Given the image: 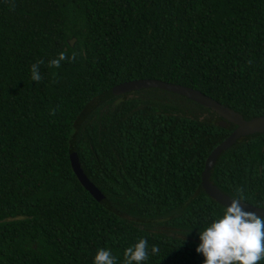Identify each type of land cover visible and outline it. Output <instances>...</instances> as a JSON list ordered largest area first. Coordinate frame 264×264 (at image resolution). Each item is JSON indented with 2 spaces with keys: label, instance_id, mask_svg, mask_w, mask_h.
<instances>
[{
  "label": "trees",
  "instance_id": "16d2710c",
  "mask_svg": "<svg viewBox=\"0 0 264 264\" xmlns=\"http://www.w3.org/2000/svg\"><path fill=\"white\" fill-rule=\"evenodd\" d=\"M136 79L264 115V0H0V264L122 259L139 238L160 248L148 264H202L198 228L223 206L202 172L235 125L156 88L112 95ZM210 179L264 208V133L224 151Z\"/></svg>",
  "mask_w": 264,
  "mask_h": 264
},
{
  "label": "clouds",
  "instance_id": "9594fccd",
  "mask_svg": "<svg viewBox=\"0 0 264 264\" xmlns=\"http://www.w3.org/2000/svg\"><path fill=\"white\" fill-rule=\"evenodd\" d=\"M69 57L62 51L48 62L51 68H59ZM75 60L76 56L70 58ZM31 65L30 79L39 83L42 79L41 64ZM242 194L229 197V203L219 212L205 218L197 231L198 243L194 251L202 256V264H261L264 262V216L242 208ZM264 210V209H262ZM160 248L150 245L146 238H139L124 248L122 259L108 248H98L92 264H148L157 257Z\"/></svg>",
  "mask_w": 264,
  "mask_h": 264
},
{
  "label": "water",
  "instance_id": "95a60500",
  "mask_svg": "<svg viewBox=\"0 0 264 264\" xmlns=\"http://www.w3.org/2000/svg\"><path fill=\"white\" fill-rule=\"evenodd\" d=\"M76 38H72L68 41L70 46H73ZM156 88L162 91L171 92L179 96L185 97L192 100L205 108L210 109L222 120H220L219 125L223 128L228 125H235L232 132L220 142L208 155L205 167L202 172V185L207 192V194L213 198L215 201L221 205H227L229 203V195L222 192L216 185H214L210 179L211 170L221 154L227 149L231 148L237 143V141L242 137H251L256 134L264 133V115L256 116L251 119H244V117L233 110L232 108L220 103L214 98L206 95L202 91L180 85L174 84L158 79H136L125 81L120 84L115 85L111 92L113 96H120L122 94L130 93L136 90ZM76 175L81 183V185L97 200L100 202L105 201V196L100 191V189L86 176L82 169L76 170ZM242 208L246 211H251L259 216H264V208L255 206L251 203L245 201Z\"/></svg>",
  "mask_w": 264,
  "mask_h": 264
},
{
  "label": "rangeland",
  "instance_id": "374dc122",
  "mask_svg": "<svg viewBox=\"0 0 264 264\" xmlns=\"http://www.w3.org/2000/svg\"><path fill=\"white\" fill-rule=\"evenodd\" d=\"M182 103V102H181ZM184 103H186V102H184Z\"/></svg>",
  "mask_w": 264,
  "mask_h": 264
}]
</instances>
